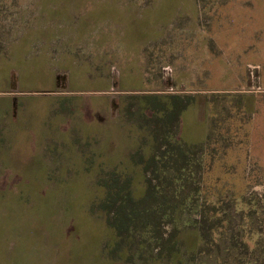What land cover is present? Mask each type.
<instances>
[{"label": "rangeland", "instance_id": "1", "mask_svg": "<svg viewBox=\"0 0 264 264\" xmlns=\"http://www.w3.org/2000/svg\"><path fill=\"white\" fill-rule=\"evenodd\" d=\"M0 264H264V0H0Z\"/></svg>", "mask_w": 264, "mask_h": 264}, {"label": "trees", "instance_id": "2", "mask_svg": "<svg viewBox=\"0 0 264 264\" xmlns=\"http://www.w3.org/2000/svg\"><path fill=\"white\" fill-rule=\"evenodd\" d=\"M178 98V97H177ZM174 99H176V98H174ZM157 98H155V101L153 102V104H152V110H154V111H158V112H160L161 111V109H160V106H155L156 105V103H157ZM177 107V106H176ZM183 161V160H182ZM152 162H154V160H150L149 162H148V165L150 164V163H152ZM172 165H174V164H172ZM170 167H167L166 168V170H168ZM173 169H174V166H173ZM166 172V171H165ZM149 180V179H148ZM147 189H149V188H147ZM150 190V189H149ZM149 190H147L146 191V196L148 197L150 194H151V192L149 191ZM140 194V193H139ZM126 196V200H125V202H124V205H127L129 202H132V203H134V201H135V199H134V197H133V195H132V193L131 192H129L127 195H125ZM146 199V198H145ZM114 201L115 200H112L110 197L105 201L106 203H105V205H107V204H112V203H114ZM129 211V213H127V212H114V216H115V218H114V223H115V225H114V229H115V231H117V232H119V233H126V234H130L131 233V231H132V228L133 227H131V222L134 220V218L135 219H139V220H145V221H147V224L144 226V228H145V231H146V235H148V234H150V235H152L153 236V234L155 235V237L154 238H158V235H157V232H158V227H157V225L159 224V222H160V217H158L157 215H155L156 214V212L155 211H153V212H149L148 210H146V209H140L139 207L137 208L136 207V205H134V206H132V207H130V209L128 210ZM142 215V216H141ZM153 215H155V216H153ZM161 238H162V236H161ZM126 239H128L129 241H131V239H133V235H129ZM143 247H145V245H143Z\"/></svg>", "mask_w": 264, "mask_h": 264}]
</instances>
